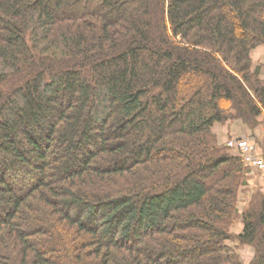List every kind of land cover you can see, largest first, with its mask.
Returning a JSON list of instances; mask_svg holds the SVG:
<instances>
[{"label":"trees","instance_id":"16d2710c","mask_svg":"<svg viewBox=\"0 0 264 264\" xmlns=\"http://www.w3.org/2000/svg\"><path fill=\"white\" fill-rule=\"evenodd\" d=\"M259 45L264 0H0V264H264L212 130L264 120Z\"/></svg>","mask_w":264,"mask_h":264},{"label":"rangeland","instance_id":"374dc122","mask_svg":"<svg viewBox=\"0 0 264 264\" xmlns=\"http://www.w3.org/2000/svg\"><path fill=\"white\" fill-rule=\"evenodd\" d=\"M264 47V45H263ZM254 61H252L253 63ZM256 64V63H254ZM258 64H262L261 66L264 67V63H258ZM253 65V64H252ZM256 67V66H254ZM261 76V75H260ZM233 122V121H232ZM263 118H258L257 123L254 126H249L246 125L242 122L238 121L235 122L236 124H238V130H239V134L238 135H230L226 140L225 143L227 144V141L231 138H249L251 140H253L254 142L257 143V145L264 149V125H263ZM224 143V144H225ZM229 151H231L232 153L235 154V152H233L232 150L229 149ZM246 170H245V183L239 188V193H238V199H237V206L239 210H242L244 208H246V206L248 205V202L251 200L253 194L259 193V194H263L264 195V188L263 185H261L259 183L263 182L264 184V174L261 173L259 170H251L249 166H246ZM259 180L257 181V183L253 182L254 180ZM242 230V221L241 218L238 216L236 218V221L234 223V225L231 228V232L234 233H239ZM229 245H231L233 248H235V252L238 253L240 255V259L243 262H246L245 259V255L247 253L248 249H245L246 247H244L245 245H238L237 247H235V243L234 242H227Z\"/></svg>","mask_w":264,"mask_h":264},{"label":"crops","instance_id":"0c3cea01","mask_svg":"<svg viewBox=\"0 0 264 264\" xmlns=\"http://www.w3.org/2000/svg\"><path fill=\"white\" fill-rule=\"evenodd\" d=\"M251 58H252V61H254L252 63L253 64L252 66L253 67L254 66H260V75H261V77H264V67L261 66L262 64H258V63H264V47H263V45H259L252 50ZM254 63H256V64H254ZM235 122H237V121L229 122L226 124L215 123L213 125L212 130L216 134L217 139L220 143H225V140L230 135L236 136L239 134L238 127H240V126H238V124H236ZM263 130H264V128H263ZM260 172L264 174L263 171H260ZM257 181H259V180L255 179L253 182L257 183ZM259 183L261 185H263V188H264L263 182L259 181ZM244 247H246L245 249H248L247 253L245 255V259H244L247 262L251 259L252 255H253V249L248 245H245Z\"/></svg>","mask_w":264,"mask_h":264},{"label":"built area","instance_id":"2783aa9c","mask_svg":"<svg viewBox=\"0 0 264 264\" xmlns=\"http://www.w3.org/2000/svg\"><path fill=\"white\" fill-rule=\"evenodd\" d=\"M226 145L235 149L251 170L264 172V149L260 148L256 142L249 138L241 137L229 139Z\"/></svg>","mask_w":264,"mask_h":264},{"label":"bare ground","instance_id":"6f19581e","mask_svg":"<svg viewBox=\"0 0 264 264\" xmlns=\"http://www.w3.org/2000/svg\"><path fill=\"white\" fill-rule=\"evenodd\" d=\"M228 147V146H227ZM228 148H230V147H228ZM230 149H232V150H234L235 152H237L235 149H233V148H230ZM238 153V152H237ZM239 154V153H238Z\"/></svg>","mask_w":264,"mask_h":264}]
</instances>
